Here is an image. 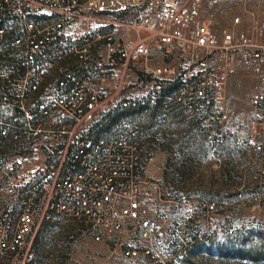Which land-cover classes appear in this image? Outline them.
Returning a JSON list of instances; mask_svg holds the SVG:
<instances>
[{"label":"built area","instance_id":"obj_1","mask_svg":"<svg viewBox=\"0 0 264 264\" xmlns=\"http://www.w3.org/2000/svg\"><path fill=\"white\" fill-rule=\"evenodd\" d=\"M261 2L245 29L218 33L207 0H0V56L13 59L0 67V141L14 144L0 149V199L14 201L0 212V262L30 264L36 234L55 219L84 225L135 264H180L192 245L214 241L223 229L218 203L169 196L146 171L155 156L144 163L137 141L87 135L105 113L151 99L130 79L137 65L154 82L180 77L184 107L212 113L220 160L225 85L240 60L260 84L250 134L264 155ZM156 50L180 65L153 67Z\"/></svg>","mask_w":264,"mask_h":264},{"label":"rangeland","instance_id":"obj_2","mask_svg":"<svg viewBox=\"0 0 264 264\" xmlns=\"http://www.w3.org/2000/svg\"><path fill=\"white\" fill-rule=\"evenodd\" d=\"M261 6V0H207L204 15L221 33L224 29H245L251 12L259 13ZM237 16L242 17V23L235 24ZM165 62L179 66L181 58L156 59L152 65ZM130 73L133 82L140 77L134 86L138 94L148 95L151 104H156L159 82H154L151 74H141L137 65ZM255 78L240 60L233 65L225 85L229 118L224 125L220 160L213 154L218 124L212 113L189 111L174 96L160 104L156 116L150 110L143 111L129 116L119 128L120 135L139 142L144 163L148 156H155L148 164L156 175L158 170L162 174L150 176L162 180L167 192L179 184L175 188L182 199L216 201L219 205L217 218L223 229L214 241L194 245L180 264H264V258L253 263L232 254L242 242L264 244V155L255 148L260 137L250 134L254 126L259 127L251 105L258 91ZM13 202L0 199V212L13 207ZM35 240L34 264H135L125 259L119 248L94 242L84 225L71 220L49 221ZM221 247L231 251L228 256H223Z\"/></svg>","mask_w":264,"mask_h":264},{"label":"trees","instance_id":"obj_3","mask_svg":"<svg viewBox=\"0 0 264 264\" xmlns=\"http://www.w3.org/2000/svg\"><path fill=\"white\" fill-rule=\"evenodd\" d=\"M5 22H6V18L0 17V27H3L5 25ZM12 62H13V59L11 57L2 53V55L0 56V67L4 66L6 63H12ZM158 82H159L158 86H159L160 90L158 91V100H157L156 104L152 105L151 99H150L147 102V104L140 105L138 107H127V108L113 109V110L105 113L99 121H96L97 123L93 124V126H92V128H91V130L87 136L94 141H96L98 139L111 140V139H115V138H119V137H123V136L131 138L134 141H137L136 139H134L130 136L120 135L119 128L122 127L126 123V120L128 119V117L129 116L133 117V116L140 114L143 111H147V110H150L152 112V116H156L157 110L159 109L160 104L163 101H165V99L169 98L170 96L171 97L174 96V97L178 98L177 94H178L179 89L181 88V82H182L180 77H177V79H174L171 81H158ZM112 128H115L114 129L115 134L110 136L111 134H108V133L111 131ZM116 135H119V136H116ZM138 144H139V142H138ZM222 144L218 148L220 153H221ZM4 147L5 148L7 147V149H12L14 147V144L13 143H2L0 141V149H2ZM139 148H140V144H139ZM175 187H179V184H176L174 186V188L168 192L169 196H175V197L178 196V189ZM50 221H53V220H50ZM48 222L49 221H45L41 225L38 233L41 231V229L43 228L44 225L48 224ZM78 224H80V223H78ZM36 243H37V240H35V242H34V249H36V245H37ZM198 243H202V242H198ZM198 243H196V244H198ZM193 246L194 245H192L188 249V251H187V253L183 259L187 258L190 255V252H191V249ZM220 251L223 254V256H228L229 253L231 252V251H229L225 248H222V247L220 248ZM232 252H233L232 253L233 256H235L239 259L249 260L253 263H260L264 258V244L262 246H259V245L255 244L254 242H252L250 244H247L246 242H242L240 245L235 247L232 250ZM35 253H36V251H35ZM34 262H35V259L30 264H34Z\"/></svg>","mask_w":264,"mask_h":264},{"label":"crops","instance_id":"obj_4","mask_svg":"<svg viewBox=\"0 0 264 264\" xmlns=\"http://www.w3.org/2000/svg\"><path fill=\"white\" fill-rule=\"evenodd\" d=\"M170 58H171V56L164 57V56L161 54V52H160L159 50H156V51H155L154 58H153V60H152V63H154V61H156V59H162V60L165 61L166 59H170ZM139 72H140L141 74L144 75L143 72H141V71H139ZM130 74H131V73H130ZM130 74H129V76H130ZM134 78H135V77H134ZM255 79H256L257 89L259 90V89H260L259 81H258L257 77H256ZM138 81H140V77H137V80H135L134 83H138ZM158 87H159V86H158ZM163 164H165V162H164ZM145 168H146V171H147V173H148L149 175L154 176V174H155L154 167H151L150 164H146V165H145ZM156 173H157L158 176H160V175L162 174L159 170H158ZM157 175L155 174V176H157ZM11 208H12V207H10V209H11ZM164 208H165L166 210L170 211V208L167 207L166 205H164ZM0 264H6V263H5V262L3 263V261H2V262H0Z\"/></svg>","mask_w":264,"mask_h":264},{"label":"water","instance_id":"obj_5","mask_svg":"<svg viewBox=\"0 0 264 264\" xmlns=\"http://www.w3.org/2000/svg\"><path fill=\"white\" fill-rule=\"evenodd\" d=\"M45 12H48L47 10H45Z\"/></svg>","mask_w":264,"mask_h":264}]
</instances>
